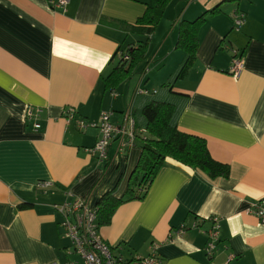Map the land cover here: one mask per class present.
<instances>
[{"label": "crops", "instance_id": "obj_1", "mask_svg": "<svg viewBox=\"0 0 264 264\" xmlns=\"http://www.w3.org/2000/svg\"><path fill=\"white\" fill-rule=\"evenodd\" d=\"M48 1L0 0V264L73 260L51 206L69 196L90 208L106 193L124 197L141 148L118 153L115 139L100 162L87 152L98 130L67 123L65 109L93 124L111 112L120 123L138 89L158 91L179 69L180 22L217 6L199 30L194 64L171 92L187 98L178 127L204 138L229 177L211 180L166 159L143 200L121 205L98 234L124 261L153 249L162 264H264V225L247 212L264 199V0H172L148 42L153 64L132 92L128 82L104 91L103 80L120 49L145 41L124 28L150 0H69L65 12H52ZM237 13L245 21L233 31ZM234 54L244 62L238 78L229 73ZM161 66L151 88L149 75ZM28 107L43 109L37 131L25 122ZM212 219L220 236L209 258L204 232Z\"/></svg>", "mask_w": 264, "mask_h": 264}, {"label": "trees", "instance_id": "obj_2", "mask_svg": "<svg viewBox=\"0 0 264 264\" xmlns=\"http://www.w3.org/2000/svg\"><path fill=\"white\" fill-rule=\"evenodd\" d=\"M171 1L150 0L145 4L144 13L135 24L125 26V31L146 39L134 47L119 50L117 65L103 80L104 91H114L134 75L143 72L147 64L148 42ZM224 2L238 4L240 0H225ZM220 11V6H217L191 22H180L176 48L184 53V58L179 69L170 82L161 86L155 94L137 95L134 108H132V117L136 123L134 146L136 144L140 146L141 154L136 167L129 176L124 197L115 198L112 193H106L98 202L96 216L98 229L110 224L115 211L121 205L143 200L166 159H171L190 170L200 171L211 180L229 177V166L211 157L204 138L185 132L178 127V120L186 106L187 98L171 92L173 82L184 77L196 60L199 46L198 34L207 15L217 14ZM234 15L238 17L242 15L244 21L245 15L237 13L231 16L232 30L238 31L243 24L236 27ZM235 56L234 54L233 58Z\"/></svg>", "mask_w": 264, "mask_h": 264}, {"label": "built area", "instance_id": "obj_3", "mask_svg": "<svg viewBox=\"0 0 264 264\" xmlns=\"http://www.w3.org/2000/svg\"><path fill=\"white\" fill-rule=\"evenodd\" d=\"M49 8L52 12H65L69 0H50ZM234 25L239 27L243 24V16L234 15ZM126 60L127 57L125 56ZM244 68V62L241 57H234L229 70L233 78H238ZM155 94V91L137 90V95ZM132 104L122 112V120L118 124L111 121V112H101L97 123H89L83 119H77L74 108L65 109L64 115L66 122H74L77 128L83 131L86 128L97 129L99 138L95 145L87 152L97 157L101 162L106 159L107 149L113 140H118V153L126 152L134 146V131L136 123L132 117ZM43 109L26 108L25 122L32 125L33 130L41 128L36 120ZM45 185H38V188H44ZM56 213L62 217L61 228L63 235L70 241V247L78 260H68L64 263L50 264H162V259L156 250L146 257L135 258L131 261H124L114 256L111 248L101 239L96 225L97 207L90 208L85 202L68 197L60 205H52ZM247 212L254 215L261 225H264V199L253 204ZM183 230L181 229L179 233ZM207 238L205 253L211 258L219 241L220 225L216 219H212L210 228L204 232ZM231 258H229L230 260Z\"/></svg>", "mask_w": 264, "mask_h": 264}, {"label": "rangeland", "instance_id": "obj_4", "mask_svg": "<svg viewBox=\"0 0 264 264\" xmlns=\"http://www.w3.org/2000/svg\"><path fill=\"white\" fill-rule=\"evenodd\" d=\"M233 31H236V30H233ZM147 62H148V64H146V69H147V73H148V69L150 70V68H149V65L150 66H152V61L151 62H149L148 61V59H147ZM161 70H162V66L157 70V71H153L152 72V75L150 74H148L149 76H151V80L149 79V81L151 82L150 83V87L151 88H156L155 86H152L153 84H155L156 82V80H158L160 77V72H161ZM141 78V75L140 74H136V75H134L129 81H128V83L126 84V87L128 86V88H129V90H130V92H132L136 87H137V85H138V81H139V79ZM156 79V80H155ZM161 88V87H160ZM160 88H158L157 90H159ZM70 254L72 253L73 255H72V259L73 260H78V257H76V255L73 253V249L70 247Z\"/></svg>", "mask_w": 264, "mask_h": 264}]
</instances>
